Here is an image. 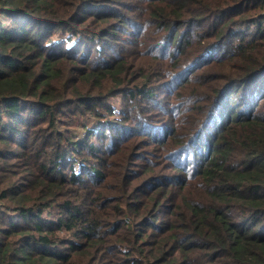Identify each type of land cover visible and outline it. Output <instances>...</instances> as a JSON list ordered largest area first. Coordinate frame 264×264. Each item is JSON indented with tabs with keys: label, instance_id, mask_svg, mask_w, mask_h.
<instances>
[{
	"label": "trees",
	"instance_id": "trees-1",
	"mask_svg": "<svg viewBox=\"0 0 264 264\" xmlns=\"http://www.w3.org/2000/svg\"><path fill=\"white\" fill-rule=\"evenodd\" d=\"M0 264H264V0H0Z\"/></svg>",
	"mask_w": 264,
	"mask_h": 264
},
{
	"label": "rangeland",
	"instance_id": "rangeland-1",
	"mask_svg": "<svg viewBox=\"0 0 264 264\" xmlns=\"http://www.w3.org/2000/svg\"><path fill=\"white\" fill-rule=\"evenodd\" d=\"M92 124H93V123L90 121V122H89V125H92Z\"/></svg>",
	"mask_w": 264,
	"mask_h": 264
}]
</instances>
